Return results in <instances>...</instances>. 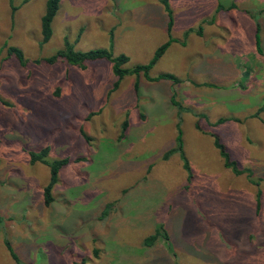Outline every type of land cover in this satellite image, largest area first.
I'll return each mask as SVG.
<instances>
[{"label": "rangeland", "instance_id": "1", "mask_svg": "<svg viewBox=\"0 0 264 264\" xmlns=\"http://www.w3.org/2000/svg\"><path fill=\"white\" fill-rule=\"evenodd\" d=\"M46 1L0 0V264H17L5 237L25 264H264V43L259 52L254 41H201L207 6L188 0L177 15L172 8L178 40L183 25L195 26L187 45L172 46L150 70L180 81L131 73L114 89L108 60L86 68L38 60L66 42L109 48L113 37L115 54L130 57L125 67L148 64L168 41L155 27L166 22L155 6L163 1L61 0L42 43ZM235 7L264 22V0ZM232 10L223 19L233 21ZM10 47L23 51L25 65ZM215 48L236 58L226 59L231 75L222 82L197 71L217 66L204 62ZM227 63L217 70L227 74ZM179 128L191 177L179 154L165 156ZM213 133L247 171L225 167ZM44 148L49 161L68 158L50 205V168L31 156Z\"/></svg>", "mask_w": 264, "mask_h": 264}, {"label": "trees", "instance_id": "2", "mask_svg": "<svg viewBox=\"0 0 264 264\" xmlns=\"http://www.w3.org/2000/svg\"><path fill=\"white\" fill-rule=\"evenodd\" d=\"M162 1L165 4L167 10L169 11L170 20L168 27L169 29H171L173 25V17H172V10L170 9L169 6V0H162ZM60 4H61V0L46 1V10L44 15L41 17L42 43L49 42V40L53 35V22L60 9ZM175 40H176L175 38L170 36L169 40L156 50L154 57L151 59V61L148 64H137L133 68L125 67V65L129 62L130 59V57L127 54L125 53H121L118 55L115 54L113 37L109 48H95L85 51L76 50L73 44L66 42L67 46L65 48H62L61 50L57 51V53L52 56L39 59L38 62L44 61L49 64H53L57 62L59 59H63L64 61L68 62V64L70 65L86 68L88 62L103 60V59L108 60L112 63L113 73L118 78L117 81L114 83V89L118 88L121 80L126 75L131 73H134L135 75L138 76L140 74H143L148 80H152V81H159L162 79H172L176 82H179L180 79L176 77L174 74H170V73H163L156 77H152L150 75V70L153 67V65L158 62V60L164 55L170 44ZM256 45H257V50L259 52H263L261 35H260V25L258 23H257V33H256ZM8 52L9 54L16 56L21 62V64L25 65L27 63L23 51L20 48L10 47ZM172 99H173L172 101L173 104L176 105L180 110H183L182 105L179 102H177L174 99V97H172ZM256 116H258V113L256 114ZM222 121L223 119H219V122ZM127 125H128L127 122L123 124V132L126 129ZM213 137H214V144L216 148L219 150L220 155L224 160L225 167L230 168L235 174H241L247 171L241 169L238 166V163L232 159L230 153L226 148V145L221 141L220 136L216 133H213ZM174 153L179 154V156L183 161L184 168L188 170L189 177H191L192 176L191 167L184 150V141L182 137V130L180 128L178 135L176 137V147L170 149L165 156L169 157L171 154ZM47 155H48V148H44L39 152L31 151L32 160L34 162L42 161L50 168V172H51L50 181L44 188L45 203L47 205H50L54 200L53 187L58 181L60 169L68 163V158L49 161L46 159ZM109 206L110 205H108L107 208H109ZM106 211L107 209H105V212ZM4 221H5L4 217L0 214V227L4 225ZM159 235H161L160 227H158L155 235H153L152 237L146 240L147 245L154 244V242L156 241ZM4 243L7 249L9 250L11 256L13 257V259L16 260L17 264H25L20 260L18 254L14 251L12 243L9 240V238L5 237ZM83 264H87L86 261H84Z\"/></svg>", "mask_w": 264, "mask_h": 264}, {"label": "crops", "instance_id": "3", "mask_svg": "<svg viewBox=\"0 0 264 264\" xmlns=\"http://www.w3.org/2000/svg\"><path fill=\"white\" fill-rule=\"evenodd\" d=\"M187 1L188 0H169L170 9L171 10L172 8L175 9V14L177 15L178 12H182L183 7H186L184 5L185 3H187ZM198 1L203 5V9H205V6H207L206 10L200 12L202 13V18H200L199 21L200 22L203 21L201 22L203 23V27L201 25L199 26L197 35L199 36L201 41H204L205 39L204 42H206L207 39L214 38L220 41V43H223V42L232 43L233 42L234 44H237V43H243L245 42V40H247L249 43H253L254 41L256 44V33H257V23H258L260 25V35H261L262 50H263L264 34L262 33V30H263L262 25L264 24V22H262V20L259 17L256 18L255 15L252 16L247 11H243L242 15L235 13V11H233L232 9L236 8L235 6L238 5V0H231L228 3H224L222 0H198ZM239 1H244V0H239ZM155 6L160 10L161 13L165 15V21H166L163 24L161 23H159L158 25L155 24L156 25L155 27L165 29V33L168 36L166 41L169 40L170 36L176 39L170 44L166 52L175 44L186 46L187 40L185 39V35L189 34L188 32L190 31V29L195 28L194 24L183 25L180 28L183 34L181 37L179 36L181 39L178 40L179 38H177L176 36H178L177 31L179 27H176V26H179V24L176 25L177 20L175 16H174V19L176 20V22L173 21L172 28L169 29L168 24H169L170 16H169V11L167 10L165 4L164 3L162 4L163 9H161L158 5H155ZM231 10L234 12V15L232 17L233 21L223 19L222 15L223 14L225 16L231 15V14H227V12ZM181 21L182 20H180V24H181ZM182 41H185V44L181 43ZM114 45H115V42H114ZM229 52L231 51H222L219 48L205 51L204 52V62L208 61L209 63L214 64L212 63L213 61H219V63H217V66L215 68L205 67V65H201L198 67L197 71L204 72L205 74L208 73L210 75H216L219 77V81L221 82L225 81V79L231 75L229 73L231 72V69H232V66L226 62V59L236 60V58L234 57L232 58L231 56H228ZM220 62L228 64V68L230 69V71L227 74H224L223 72L217 70V67H219ZM170 74H173V73H170ZM174 75L176 76V74ZM222 76H225L224 80H221ZM260 109L264 111V105Z\"/></svg>", "mask_w": 264, "mask_h": 264}]
</instances>
